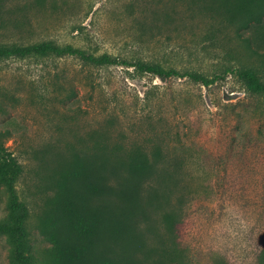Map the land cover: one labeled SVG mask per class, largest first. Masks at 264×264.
<instances>
[{
	"label": "rangeland",
	"instance_id": "rangeland-1",
	"mask_svg": "<svg viewBox=\"0 0 264 264\" xmlns=\"http://www.w3.org/2000/svg\"><path fill=\"white\" fill-rule=\"evenodd\" d=\"M44 41L223 79L204 87L75 57L0 59V130L23 168L16 187L33 246H52L40 223L56 168L104 146L120 157L158 153L162 177L145 187L177 213L164 247L181 259L171 264H264V96L233 73L255 69L264 81L255 0H0V44ZM115 220H104L111 237ZM8 251L0 235V264Z\"/></svg>",
	"mask_w": 264,
	"mask_h": 264
},
{
	"label": "trees",
	"instance_id": "trees-1",
	"mask_svg": "<svg viewBox=\"0 0 264 264\" xmlns=\"http://www.w3.org/2000/svg\"><path fill=\"white\" fill-rule=\"evenodd\" d=\"M255 2L264 11V4H260L264 0ZM31 56L75 57L99 67H133L162 80L187 78L204 87L223 79L221 75L207 77L139 60L129 62L108 53L94 55L52 41L0 44V59ZM233 73L247 92L264 96V81L258 71L239 67ZM9 136L8 130H0V188L6 193L7 209L0 219V235L9 243V264H171L181 259L178 247H164L166 238L174 239L177 213L164 212L167 200L156 189L145 187L154 177H162L158 153L153 158L145 152L120 157L104 146L73 162L63 161L56 168L51 209L40 223L52 246L39 251L31 241L29 209L17 191L23 168L5 145ZM153 212L160 213L158 221L152 219ZM111 216L116 219L113 237L106 232L104 221Z\"/></svg>",
	"mask_w": 264,
	"mask_h": 264
}]
</instances>
